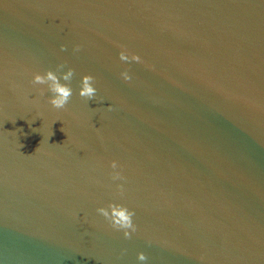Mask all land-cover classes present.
Returning <instances> with one entry per match:
<instances>
[{"label":"water","instance_id":"obj_1","mask_svg":"<svg viewBox=\"0 0 264 264\" xmlns=\"http://www.w3.org/2000/svg\"><path fill=\"white\" fill-rule=\"evenodd\" d=\"M60 64L57 110L31 81ZM110 203L135 212L131 239L97 212ZM139 252L264 264V0H0V264Z\"/></svg>","mask_w":264,"mask_h":264},{"label":"clouds","instance_id":"obj_2","mask_svg":"<svg viewBox=\"0 0 264 264\" xmlns=\"http://www.w3.org/2000/svg\"><path fill=\"white\" fill-rule=\"evenodd\" d=\"M81 45L77 44L73 51L79 52ZM62 51L66 50V46L61 47ZM121 61H136L142 62L141 57L135 53H129V50L124 48L120 52ZM66 64H60L57 66V70H48L45 73H34L31 83L35 85H47V91L52 93L48 103L54 109H65L73 95V88L71 87V80L75 75L74 68H67V71H63ZM121 77L124 81L128 82L131 80L129 72L126 70L121 73ZM61 80L65 81L62 83ZM96 78L91 74L83 75L81 79V87L79 95L88 101L95 99L97 88L94 86ZM43 94V90H41ZM63 131V130H62ZM117 161H112L111 167L116 169L118 167ZM114 180L123 179L124 177L120 172H115L112 177ZM120 193L123 194V185H118ZM97 212L102 215L108 222L109 226L116 231H122L125 239H131L133 234L137 231L136 225L133 222L135 212L130 210L124 204L110 203L107 207H100ZM126 252V250H124ZM137 260L141 264H145L148 260V256L144 252L137 253Z\"/></svg>","mask_w":264,"mask_h":264}]
</instances>
